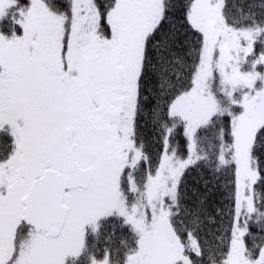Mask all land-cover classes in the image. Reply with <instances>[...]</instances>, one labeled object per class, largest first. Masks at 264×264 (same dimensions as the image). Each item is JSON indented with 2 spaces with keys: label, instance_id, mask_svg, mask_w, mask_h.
I'll list each match as a JSON object with an SVG mask.
<instances>
[{
  "label": "snow or ice",
  "instance_id": "snow-or-ice-1",
  "mask_svg": "<svg viewBox=\"0 0 264 264\" xmlns=\"http://www.w3.org/2000/svg\"><path fill=\"white\" fill-rule=\"evenodd\" d=\"M0 264H264V0H0Z\"/></svg>",
  "mask_w": 264,
  "mask_h": 264
}]
</instances>
